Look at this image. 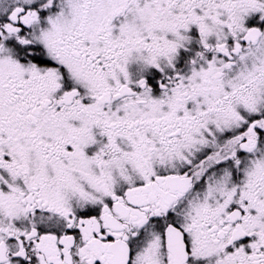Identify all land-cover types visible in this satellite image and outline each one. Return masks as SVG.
I'll return each mask as SVG.
<instances>
[{
  "label": "snow or ice",
  "instance_id": "1",
  "mask_svg": "<svg viewBox=\"0 0 264 264\" xmlns=\"http://www.w3.org/2000/svg\"><path fill=\"white\" fill-rule=\"evenodd\" d=\"M0 264H264V0H0Z\"/></svg>",
  "mask_w": 264,
  "mask_h": 264
}]
</instances>
